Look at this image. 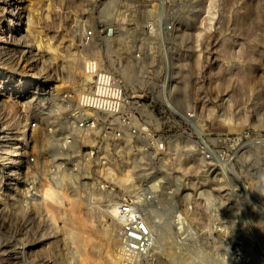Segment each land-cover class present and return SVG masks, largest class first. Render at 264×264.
I'll use <instances>...</instances> for the list:
<instances>
[{
	"label": "rangeland",
	"instance_id": "obj_1",
	"mask_svg": "<svg viewBox=\"0 0 264 264\" xmlns=\"http://www.w3.org/2000/svg\"><path fill=\"white\" fill-rule=\"evenodd\" d=\"M16 1L21 5L22 15L17 38L21 37L32 51L27 54L30 57L26 58L23 57L25 52L22 48L17 50L19 62L13 74H16L15 78L35 81L39 94L36 93V98L29 104L19 93L0 89V101L3 103L0 106V135L3 130L7 133L12 123L20 125L28 121L30 124L34 118L41 121L61 118L63 113H52L45 118L46 111H40L43 109L40 97H49L48 100L44 99L49 106L52 100L60 101V92L80 90L86 63L91 59L100 61L103 68L115 72L126 88L143 90L145 99H155L158 106H161L162 94L165 93L166 98L180 109L197 107L196 140L203 138L213 148L225 145L228 149L235 137L238 139L241 136L240 141L242 138L245 141L264 133V0H0V20L7 18L5 32H0V37L10 31L8 18L14 16ZM111 5L122 12L121 18L115 15V9L107 14ZM13 18L19 22L16 17ZM90 28L95 30L96 36L93 42L86 45L82 36ZM120 33L126 36L127 42L119 46L117 35ZM110 58L114 60V65ZM128 58H136L138 67L144 68L142 74L138 73L140 77L134 75L136 79L132 81L131 77L130 82L120 71ZM32 60L34 67L29 69L26 63ZM73 67L75 73L71 71ZM4 69L11 72L6 66ZM71 74L76 75L75 80ZM89 85L92 87V82ZM258 116L262 118L258 120ZM158 117L160 121L154 122L155 126L164 136L168 135L166 151L176 154L161 152L156 157L150 152V165L155 167L149 169V172L152 171L150 176H134L136 193L133 190L129 194L127 180L123 184L119 182L130 161H127V149L124 148L127 146V125L119 120L98 128L93 138H88L90 141L84 142L75 134V130L72 132L78 146L76 151L66 152L77 159L65 161L69 166L68 172L73 170L74 174L62 181L52 173L56 162L53 161L55 157L51 143L58 140L47 138L42 126L33 130L29 125L32 141L29 143L30 155L25 168L29 172L27 176L31 178H27L24 169V173L21 172L16 178L18 184L13 185L5 177L1 179L6 172L5 166L0 175L1 189L10 193L8 189L18 187L20 191H17L16 198L22 202V191L27 183L32 191L65 189L69 198L77 192L85 200L90 197L88 190L99 187L104 191L112 190L124 196V199L138 198L144 203H151L152 200L145 201L147 193L138 191L152 183L155 171L160 174L161 171H169L171 178L165 184L166 189H163L167 191L166 194L160 196L164 203L159 209L166 213V218L171 213V219L174 218L178 226L186 224L182 227L187 229L181 231L182 236L187 235L186 238L192 240L188 242L185 239L188 244L191 243V255L194 254L200 264H216L219 258L225 259L221 264H233L229 250L233 244L230 239L235 237L245 239V244L253 252L250 264H264V147L254 146L248 140L239 155L233 156V159L229 156L231 163L212 159L211 164L204 167L197 154L200 153L197 144L190 142L188 136L181 135V117L170 115L167 111L159 112ZM65 127L58 131L59 138L69 133ZM114 130H121L124 138L114 139ZM121 146H124L123 149ZM88 151L93 155H86ZM74 162L75 165H72ZM78 162L81 164L76 165ZM83 165L85 169L89 167L87 172ZM5 193H1L0 203L6 201L8 207H13L16 200L12 198V193L6 196ZM2 196L6 199L3 200ZM73 197L63 201V207H66L64 211L62 207L53 208L55 222L45 236L42 237L43 232L35 230L43 226L39 220L41 217L33 219L28 237L39 242L35 257L48 259L50 264H110L105 257L113 248L109 242L110 220H106L99 207L88 209L84 204L86 208L80 205L79 209H69ZM102 199L101 203H106V198ZM18 204L19 208L13 207L17 210L8 213L5 209L2 211L0 206V223H4L8 230L21 226L25 221L26 214ZM154 208L157 206L154 205ZM49 213L48 210H41L45 218ZM65 216L73 217L72 221L75 222L70 221L71 224L77 223L76 226H72L69 219H66L69 224L65 222ZM84 220L88 225L84 224ZM82 224L87 229H98L94 239L85 240L83 246L75 244V236H72L76 228L82 229ZM177 234L180 235L179 231ZM170 237L168 241L172 242ZM2 260L0 254V262ZM183 260V254L172 257L163 252L157 259H149V264H182ZM117 264H121L120 259Z\"/></svg>",
	"mask_w": 264,
	"mask_h": 264
},
{
	"label": "bare ground",
	"instance_id": "obj_2",
	"mask_svg": "<svg viewBox=\"0 0 264 264\" xmlns=\"http://www.w3.org/2000/svg\"><path fill=\"white\" fill-rule=\"evenodd\" d=\"M19 4L20 3L17 1L14 3V5H15L14 9L16 10L15 12L12 13V15H14V16H12V18H8V25L10 27V31L6 35H4V36L2 35L3 37H0V89H10L11 91H14L15 93H19V96L25 97V99H27V101H25V102L31 104L33 102V99L36 98L37 94H39V93H37L38 89L36 90L37 83L31 79L29 80L28 78H15L16 74L15 75L13 74V72L15 73L16 65L19 62L17 60V56H16V54L18 53L17 50H19V48H22L25 52V54H23V57H26V58L30 57V56H27V54H29L32 51L30 49V47L27 48V45H25L26 43L24 42V40L21 39V37L17 38V35H19V31H20L18 25L22 24V15L20 13V6L21 5L19 6ZM108 8H109V10H107V14H110L111 11L113 9H115L114 5H111ZM117 10H118V8H117ZM117 10L115 9L116 14L115 13L114 14L117 15L119 18L120 16H122V14H121L122 12L121 11L119 12V10L118 11ZM13 17H16V20H19V22H15V20H13L14 19ZM6 20H7V18H4V17H2V19L0 20V32H2V31L5 32L4 27L7 26ZM125 37L126 36H123L122 33L117 35V40H118L119 46L121 44H125V42H127V40L125 41ZM18 57H19V55H18ZM21 59H23V58H21ZM110 60H111V64L114 65L115 64L114 60L111 58H110ZM136 60H137L136 58L135 59L134 58L126 59L125 64L122 66V68L120 70L121 73L123 74V77H125L127 79V81H129V82L131 81V77H132V81H133V79H136L135 77L137 75L139 76L138 73L142 74L144 71L143 67L142 68L138 67V65H137L138 60L137 61ZM26 62H27V60H26ZM34 63L35 62L32 60L28 64L26 63V65L28 68L29 67L32 68V67H34ZM4 66L9 68L11 72L9 73L8 70H5ZM23 70H24V68H23ZM71 71H73L75 73L76 72L75 67H73L71 69ZM71 75H72V79H74L76 76L73 74H71ZM134 75H135V77H133ZM35 76H36V74H35ZM84 76H85V78L83 80L84 81L83 87L81 85V87L79 88L80 90H75V92H76L75 96H77V97L80 96L83 92L89 91L91 88V86L89 84L92 82L93 77L91 75H89V76L84 75ZM139 77H137V78H139ZM49 93L51 95L53 94V92L51 93V91ZM57 97H59V96H57ZM54 98L56 99V96ZM44 99H47V98L42 97V96L40 97L39 102L43 101V105H41V107L43 106L42 107L43 109H41V110L39 109V110L41 111V113H45L44 111H46L45 118L49 114L54 113L53 109L55 107L58 110H61L63 108L62 107L63 104H61L60 102L54 101V100L50 101L51 105L48 106L46 104L47 101ZM48 99H49V97H48ZM1 101H0V106L3 104ZM45 109H47V110H45ZM261 118H262V116H258V120H260ZM57 119H58L57 121L59 122L60 126L63 127L64 122H61V118H57ZM29 125L30 124L28 121H23L20 125H19V123L17 125L12 123L11 126L9 127L10 130L7 133H5V131L3 130L1 135H0V149H1L0 150V175H1V173H3V170L5 169V166H6V172H4V174L1 175V179L5 177L13 185L18 184V182L16 181L18 179H16V178H18L17 177V176H19L18 174H21V172L24 171V169L26 170L25 171L26 176L29 173L28 169L25 168L27 163H28L29 155H30L29 143L32 141V139H30L31 138V129H30ZM75 134L77 136H80L84 140V142L90 141L89 139H91V136L90 137L88 135L83 136L82 130H76L75 129ZM76 139H75V143H73V144L72 143L65 144V143L60 142L59 140L54 142V143H51V144H53V152H52L53 157H55V158H53L54 159L53 161L56 162L54 164L55 169H52L53 170L52 173H55L54 175H57L56 176L57 179H59L61 181L63 179H69L66 177L71 178V176H72L73 170L68 172L69 166H67V161H65V159L66 160L69 159L71 161H74L77 159V157H75L74 155H71L69 152H66V151H76L77 146H78V142H77L78 140L76 141ZM122 147H124V146H121V149H123ZM124 148L128 149L129 152L132 151V148H130V147L127 148V146H125ZM257 149H259V147H257ZM149 154H150V152L141 153V154H134L133 152L131 153L130 161L128 160L129 163L127 162V164H126L127 169L125 167L126 171H125L124 175L122 177L120 176L121 178H119V182L121 184H123V182H125L127 180V191L130 192V193L129 192H127V193L131 194V191H133V190L135 192V185L133 184V178L135 175H138V176H150L151 175L150 173H152V171L149 172V169L154 168L155 166L151 167L152 165H150V163L152 160L150 159L151 155H149ZM59 158H61V161L59 160ZM80 164H81V162L76 163V165H80ZM72 165H75V162H74V164L72 163ZM160 165H162V164H160ZM86 166L87 165L85 164V167ZM158 167H159V165H158ZM83 168H84V165H83ZM87 169H85L86 172H87ZM22 173H24V172H22ZM13 174H14V176H12ZM159 174L160 173L154 174L155 178L156 177H158V178L155 179L153 177L152 183L150 182L151 183L150 187H147L148 190L146 188L147 194H146L145 198H147V199H145V201L149 200V202H150V200H152V202L151 203H147V202L144 203L141 199L138 200V198L136 200V202L140 205L139 207L143 211L144 216L146 218V221L148 222L149 227L151 228V231L153 234V246H152L151 252L149 254V259H150V261L154 260V258L157 259V256H159V254L166 252L169 256H172V257H176L177 254H183L184 260L182 261V264H200L199 263L200 261H198V259L195 256H193L194 254L191 255L192 250H191V247L189 248L191 243L188 244L186 241V240H188V242H189L192 240H189V238L187 239L186 238L187 235L182 236L183 233H181V231L184 232L187 230L184 228L182 229V227H184L186 224L184 223V225L178 226L175 223V219L174 218L171 219V217H172L171 213L166 218V213L161 212V210L159 209V208H162V205L164 203L163 200L160 199V196L163 194H166V192H167V191H164L163 189H164V187H165V189L167 187L165 184H166L167 180L169 178H171V172H169V171L162 172L161 171V174L160 175ZM21 177H23V176L21 175ZM52 177H53V175L50 178H52ZM27 178L30 179L31 177L27 176ZM28 179H26V180L28 181ZM43 179H44V177H43ZM54 179L56 180V178H54ZM0 181H2V180H0ZM61 181H60V183H62ZM148 181H151V180L148 179ZM92 184H93V182H92ZM51 187L53 188V186H51ZM1 188H3L2 184H0V196H1L2 192H3V194L5 193L4 189H1ZM17 188L18 187H16V189L11 187L10 189H8L10 191V193H12V198L14 200H16V202H17V203H14L13 207L14 206L17 207V204L19 203L18 205L20 206V208H22L24 210V212L26 214V218H25V221H23L21 223V226H17L13 230L6 229L4 223H0V254H1L2 258L4 259V260H2V262H0V264H50V260H48V259H42V258L38 259L35 257L36 256L34 253L35 248L37 247V244L39 242L37 243V242H34L33 239H30L28 237V233L31 231V228L33 226V219L41 217V218H39V220L43 223V226L40 228L38 227L39 229H35V230H36V232H41V233L43 232L41 236L42 237L45 236V234H47V232L49 231L53 222H55L54 216L52 215V211L54 210L53 208L56 209L58 207H62V208H64L63 209V211H64L66 209V207H63L65 205V203L63 201L65 199H70L71 197H73V195L71 194L72 196H70V198H69L68 192L64 191L65 189L63 191H60L61 189L58 191L56 188H53V189L49 188L48 190L46 189V191H32L30 184L27 183L26 188H23V191H22L24 193V196H23L24 200L21 202L20 199L16 198L17 191H20V189L18 190ZM94 188H95V186H94ZM160 189H162L163 191L162 190L159 191ZM79 191H80V189H79ZM88 192L87 193L90 195V197H88L86 199L87 201L83 198V195L81 193L78 194L76 192L77 195L75 193V196L73 197L72 201L69 202V205L71 208L69 207V205H68V207H69V209H72V208L73 209H79L80 205H81L82 208H84L86 206L88 209L91 207L92 208L94 207V209H95V207H96V209L101 208L100 210H103V213L101 212L103 214V216L106 217V220H108V219L110 220L109 235L111 238H110L109 242L113 246L112 251L107 253L105 255V257L107 258V260L110 264H117L119 262V259H120L119 251H120V248L122 245V235H121L122 224L118 218L117 210H118L119 204L124 200V196H121L112 190L108 191V189H107L106 191H104L99 187H98V189L95 188L93 191L88 190ZM10 193H5V196L9 195ZM135 193H133V194L135 195ZM133 194H132V196H133ZM2 197H3V200L6 199L4 196H2ZM102 197H103L102 200H104V198H106L105 199L106 203H101L100 199ZM156 198L158 199L157 200L158 203L155 202ZM98 199L100 201H98ZM51 200L53 202H51ZM97 201H98V203H97ZM84 204H85V206H84ZM154 205H156L157 208H154ZM0 206H2V211L5 209L6 213H8L7 211H10L13 209H14V211L17 210L15 208H13L12 206L8 207L9 204L6 201L1 202ZM17 208H19V207H17ZM62 208H59L60 211H62ZM44 209L46 212H47V210L50 211L49 215L46 214L48 216L47 218L44 217V214H41V210H44ZM74 211L75 210H72V213ZM62 213H63V215H65V212H62ZM75 213H76L75 214V216H76L77 212L75 211ZM72 216L74 217V215H72ZM67 217L65 218V222L68 223V221H66V219H69V222L71 224V221L74 218L72 217L73 219L72 218L70 219L69 216H67ZM76 218H75L76 220H79L78 217H76ZM63 219H64V217H63ZM36 221H37V219H36ZM86 221L84 224L88 225L86 223ZM82 222L83 221H81V223ZM63 223H64V221H63ZM68 224L65 223V225H68ZM75 224H77V223H75ZM75 224H73V225H75ZM78 225H77V227H78ZM86 227L87 226H85V228ZM85 228L83 225L82 229L77 230V228H76L75 232H73V229H72V231L70 230L71 232H73L72 236H75L74 239L72 237H70L71 239L74 240L75 244L80 243L83 246L85 244V240H86V242L92 241L98 232V229L95 230L93 227H92L93 229H89V228L85 229ZM67 229H68V227H67ZM178 231H179L180 235L177 234ZM175 232H177V233H175ZM176 234H177V236H176ZM70 235H71V233H70ZM169 236H172V237H170L171 240L173 239L172 242L168 241ZM44 238H46V237H44ZM173 242H176V243H173ZM185 244H186V246H184ZM79 245H77V246H79ZM224 260L225 259L219 258L217 261H215V263L221 264V263H223ZM203 264H205V263H203Z\"/></svg>",
	"mask_w": 264,
	"mask_h": 264
},
{
	"label": "built area",
	"instance_id": "obj_3",
	"mask_svg": "<svg viewBox=\"0 0 264 264\" xmlns=\"http://www.w3.org/2000/svg\"><path fill=\"white\" fill-rule=\"evenodd\" d=\"M95 36V30L92 28L86 30L82 36L83 43L90 44ZM85 75L93 77L90 90L78 97L72 90L60 92L59 102L63 104V110L53 109L54 114H64L60 116L61 122H64L63 126H66L69 133L58 137L61 126L57 119L41 121L39 118H34L30 122L33 130L42 126L50 140L60 139L63 143L70 144L74 141L72 132L75 129L82 130L83 136L88 135L93 138L98 128L108 126L114 120H119L127 125V148H132L131 152L127 149V161L132 152L134 154L153 152V156L156 157L161 152L167 154L170 152L175 156V152L166 151L169 144L168 135L164 136L154 123L160 121L159 112L167 111L170 115L181 117L183 122L182 129H180L181 135L188 136L190 142L197 144V151L200 152L197 154L200 156L199 159L204 162V167L209 166L212 159L231 163L229 156H232L233 159V156L239 155L248 140L254 146L264 147V133L261 132L254 138H248L245 141L243 138L240 141L241 136H238V139L235 137L236 140L231 141L228 149L225 145L213 148L209 141H205L203 138L201 141L196 140L198 135L196 119L199 112L197 107L180 109L172 100L166 98L165 93L162 94L163 101L160 102L162 107L158 106L155 99L150 101L145 99L146 93L143 90L132 89L128 86L126 88L115 72L103 68L100 61L96 59H91L86 63ZM112 135L116 140L124 138L121 130H114ZM199 135L201 136L200 132ZM90 153L93 155L91 151H88L86 155ZM155 173L160 172L155 171ZM146 188H142L138 192L144 194ZM139 206L136 200L131 197L125 198L118 206L117 215L122 224V245L119 251L121 264H149L153 234ZM230 240L233 243L229 250L231 262L233 264H250L253 261V252L245 244V239L235 237Z\"/></svg>",
	"mask_w": 264,
	"mask_h": 264
}]
</instances>
